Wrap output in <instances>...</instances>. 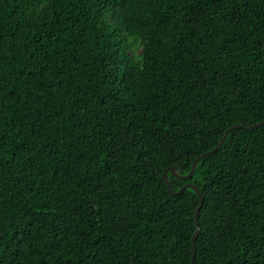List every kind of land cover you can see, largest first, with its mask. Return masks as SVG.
Segmentation results:
<instances>
[{
  "label": "trees",
  "instance_id": "16d2710c",
  "mask_svg": "<svg viewBox=\"0 0 264 264\" xmlns=\"http://www.w3.org/2000/svg\"><path fill=\"white\" fill-rule=\"evenodd\" d=\"M263 118L264 0H0V264H190L162 172ZM168 179L194 264H264V125Z\"/></svg>",
  "mask_w": 264,
  "mask_h": 264
},
{
  "label": "water",
  "instance_id": "95a60500",
  "mask_svg": "<svg viewBox=\"0 0 264 264\" xmlns=\"http://www.w3.org/2000/svg\"><path fill=\"white\" fill-rule=\"evenodd\" d=\"M261 125H264V118L259 121V122H256V123H253V124H250V125H242V124H239V123H236V124H233L231 125L230 127H228L223 135L221 136L220 140L218 141V143L216 144L215 147H213L212 149L208 150V151H205L199 155H197L191 162V166H190V170L188 173L186 174H180L178 171H177V168L175 166H170L168 168H165L162 172V179L168 189V191L170 192L171 195H177L179 193H181L184 189L186 188H190V189H193L198 197V205L197 207L195 208V211H194V223H195V231L193 232V235H192V241H191V255H190V264H194V256H195V237L197 235V233L199 232V227H198V223H197V219H198V214H199V208L201 207L202 203H203V196L201 194V192L199 191L198 187L193 184V183H184L181 187H179L176 191H174L172 188H171V185L169 183V179H168V173L170 172L171 174H173L176 178L178 179H181V180H187L189 179L192 174L194 173V170H195V167H196V164L198 163V161L203 158V157H206L212 153H214L216 150L220 149L227 137V135L229 134V132L233 129H237V128H244V129H252V128H256V127H259Z\"/></svg>",
  "mask_w": 264,
  "mask_h": 264
},
{
  "label": "clouds",
  "instance_id": "9594fccd",
  "mask_svg": "<svg viewBox=\"0 0 264 264\" xmlns=\"http://www.w3.org/2000/svg\"><path fill=\"white\" fill-rule=\"evenodd\" d=\"M132 41H135L133 50L137 58V64L139 65L140 63H142V53L144 49L143 37L140 33L134 31L131 33L128 42L131 43Z\"/></svg>",
  "mask_w": 264,
  "mask_h": 264
}]
</instances>
